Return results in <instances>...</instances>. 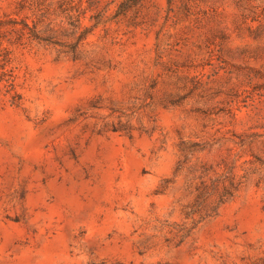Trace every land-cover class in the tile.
I'll return each instance as SVG.
<instances>
[{"label": "rangeland", "instance_id": "374dc122", "mask_svg": "<svg viewBox=\"0 0 264 264\" xmlns=\"http://www.w3.org/2000/svg\"><path fill=\"white\" fill-rule=\"evenodd\" d=\"M123 1L0 0V264H264V0Z\"/></svg>", "mask_w": 264, "mask_h": 264}, {"label": "trees", "instance_id": "16d2710c", "mask_svg": "<svg viewBox=\"0 0 264 264\" xmlns=\"http://www.w3.org/2000/svg\"><path fill=\"white\" fill-rule=\"evenodd\" d=\"M141 1L143 0H125L121 3V5L119 6L117 13H116V17H119L121 15H125L126 12L133 6L138 5ZM22 9L24 6H21ZM78 15L75 17H72V22L71 25L73 26V35L77 34V42L73 45H71L70 49L71 51L76 54L77 48L80 45V43L84 40V37L87 35V28H84L83 30V26H82V19H83V15L85 14V12H80V10H78ZM92 19V18H90ZM27 26V25H26ZM33 37L37 38L38 34L36 32H33L32 34ZM39 39V37H38ZM45 41L47 42H53L54 38H43ZM53 43H58V42H53ZM2 55H0V69L3 70V76H6V65H7V58L3 57L1 58ZM76 57V56H75ZM7 82L10 81L9 79H6Z\"/></svg>", "mask_w": 264, "mask_h": 264}]
</instances>
